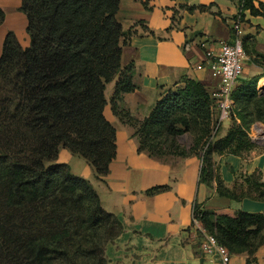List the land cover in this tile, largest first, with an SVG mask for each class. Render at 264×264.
<instances>
[{
    "label": "trees",
    "instance_id": "1",
    "mask_svg": "<svg viewBox=\"0 0 264 264\" xmlns=\"http://www.w3.org/2000/svg\"><path fill=\"white\" fill-rule=\"evenodd\" d=\"M239 4L253 12L252 0ZM119 5L21 0L27 44L7 34L0 54V264H106L104 247L122 232L121 224L101 207L90 181L54 162L64 148L91 166L96 181L107 176L116 157V130L104 115L108 104L133 129L138 153L156 159L199 156V183L214 181L221 198L264 202L258 176L245 178L246 190L228 189L212 162L213 155L243 158L255 147L246 129L264 120L257 79L234 88V122L218 140L212 138L216 99L190 79L167 89L145 119L135 120L122 103L136 87L133 65L121 66L122 48L133 32L118 21ZM185 133L193 137L188 149L179 142ZM201 221L231 255L246 254L248 263L264 244V213L204 209Z\"/></svg>",
    "mask_w": 264,
    "mask_h": 264
},
{
    "label": "crops",
    "instance_id": "2",
    "mask_svg": "<svg viewBox=\"0 0 264 264\" xmlns=\"http://www.w3.org/2000/svg\"><path fill=\"white\" fill-rule=\"evenodd\" d=\"M128 1L130 6L125 9L119 0L118 14L123 12V29L133 32L121 55L122 68L133 65L136 88L122 99L130 116L142 121L167 89L182 86L186 79L215 92L220 77L208 69L205 51L217 54L221 43L231 41L230 22L239 13V0ZM252 7L253 12L243 13L246 59L235 88L253 78L257 88L264 76V0H252ZM107 109L112 119L105 118L116 130V157L107 176L91 184L101 207L117 218L122 232L104 247L106 264H211L191 238L195 204L212 211L264 213V202L221 198L214 181L210 186L199 183V156L156 159L138 153L133 129L119 122L109 104L104 115ZM229 125V121L221 124L222 136ZM260 139L243 158L212 156L215 172L228 189L246 190L244 180L253 175L264 183V141ZM156 187L160 189L146 194ZM247 258L246 254L232 255L229 264H264V244L253 262Z\"/></svg>",
    "mask_w": 264,
    "mask_h": 264
},
{
    "label": "built area",
    "instance_id": "3",
    "mask_svg": "<svg viewBox=\"0 0 264 264\" xmlns=\"http://www.w3.org/2000/svg\"><path fill=\"white\" fill-rule=\"evenodd\" d=\"M243 13L239 4V13L231 20L230 29L232 33L231 41L221 43L217 54L212 51H205V62L209 70L220 77V85L212 93L216 99V108L218 110V123L223 124L230 120L233 110V101L231 98L237 80L243 73V63L246 59V53L243 46L244 33L242 30ZM205 48V44L200 45ZM264 89V76L257 85V90L262 93ZM261 124H255L253 133L256 138L253 141H264V135L258 133L257 129ZM264 127V126H263ZM204 209L194 205L191 216L192 240L198 244L200 253L208 259L211 264H229L231 254L227 248L218 243L216 238L207 232L201 221V214Z\"/></svg>",
    "mask_w": 264,
    "mask_h": 264
},
{
    "label": "rangeland",
    "instance_id": "4",
    "mask_svg": "<svg viewBox=\"0 0 264 264\" xmlns=\"http://www.w3.org/2000/svg\"><path fill=\"white\" fill-rule=\"evenodd\" d=\"M21 0H0V10L4 13V20L0 23V54L2 51V45L4 39L7 34H12L15 39L21 44H27V35H26V18L24 14L20 10ZM130 3L128 0H121V7L128 8ZM123 12L121 11L120 14H117L118 21L122 24L124 28L125 24L121 19L123 16ZM125 30V29H123ZM129 30V29H128ZM127 31V30H125ZM112 82L106 86L105 90V99L107 102L110 100V92L112 91ZM212 118H213V128H212V138L213 140H218L223 138L229 128L232 126L234 120H229V128L227 129L224 136L221 134V124L218 123V115L216 113L215 107L212 108ZM105 117L109 120L112 119L110 116L109 110L107 109L105 113ZM264 117V116H263ZM255 124H261L264 126V120L261 121H254L248 129H246V136L248 139L251 140L252 143H256L257 141H253L252 138H256V135L253 133V127ZM259 126L257 131L264 135V127ZM179 142L182 145V148L187 149V146L191 147L193 143V137L189 133L183 134L179 138ZM54 163H63L68 165L70 172L72 175L86 179L93 184H96L97 181L94 178V172L91 166H89L83 159L71 154L67 149L60 148L57 159ZM92 176V177H91ZM91 177V178H90ZM239 190L237 194H239Z\"/></svg>",
    "mask_w": 264,
    "mask_h": 264
},
{
    "label": "water",
    "instance_id": "5",
    "mask_svg": "<svg viewBox=\"0 0 264 264\" xmlns=\"http://www.w3.org/2000/svg\"><path fill=\"white\" fill-rule=\"evenodd\" d=\"M261 96H264V89H263V93L260 94Z\"/></svg>",
    "mask_w": 264,
    "mask_h": 264
}]
</instances>
